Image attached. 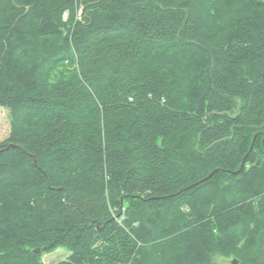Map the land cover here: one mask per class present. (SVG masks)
<instances>
[{"label":"trees","instance_id":"16d2710c","mask_svg":"<svg viewBox=\"0 0 264 264\" xmlns=\"http://www.w3.org/2000/svg\"><path fill=\"white\" fill-rule=\"evenodd\" d=\"M0 108V264H264V0H0Z\"/></svg>","mask_w":264,"mask_h":264},{"label":"rangeland","instance_id":"374dc122","mask_svg":"<svg viewBox=\"0 0 264 264\" xmlns=\"http://www.w3.org/2000/svg\"><path fill=\"white\" fill-rule=\"evenodd\" d=\"M10 113L5 108H0V142L8 138L10 133ZM69 253L58 249L53 253H48L41 255V260L43 264H56L57 262L63 261L68 257ZM213 264H238V261L233 254L228 256H223L220 254H215L212 257Z\"/></svg>","mask_w":264,"mask_h":264},{"label":"water","instance_id":"95a60500","mask_svg":"<svg viewBox=\"0 0 264 264\" xmlns=\"http://www.w3.org/2000/svg\"><path fill=\"white\" fill-rule=\"evenodd\" d=\"M252 145H253V144H252ZM252 145H251V148H250V149H252ZM213 174H214V172H213V173H211V174H210V175H209V176H208V177H207L205 180H207V179L211 178ZM205 180H203V181H205ZM203 181H202V182H203ZM202 182H201V183H202Z\"/></svg>","mask_w":264,"mask_h":264}]
</instances>
